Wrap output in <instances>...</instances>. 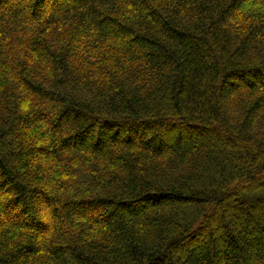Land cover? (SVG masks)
<instances>
[{
	"label": "trees",
	"instance_id": "1",
	"mask_svg": "<svg viewBox=\"0 0 264 264\" xmlns=\"http://www.w3.org/2000/svg\"><path fill=\"white\" fill-rule=\"evenodd\" d=\"M80 1L0 0V264H264V0Z\"/></svg>",
	"mask_w": 264,
	"mask_h": 264
},
{
	"label": "rangeland",
	"instance_id": "2",
	"mask_svg": "<svg viewBox=\"0 0 264 264\" xmlns=\"http://www.w3.org/2000/svg\"><path fill=\"white\" fill-rule=\"evenodd\" d=\"M83 1L80 0H65V4H76V3H82ZM79 145H83V143H79ZM88 145V144H85Z\"/></svg>",
	"mask_w": 264,
	"mask_h": 264
}]
</instances>
